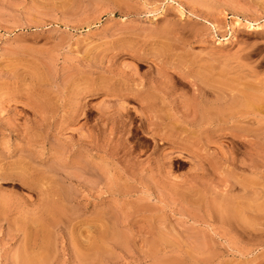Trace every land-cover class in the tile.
<instances>
[{
  "label": "rangeland",
  "instance_id": "374dc122",
  "mask_svg": "<svg viewBox=\"0 0 264 264\" xmlns=\"http://www.w3.org/2000/svg\"><path fill=\"white\" fill-rule=\"evenodd\" d=\"M0 264H264V0H0Z\"/></svg>",
  "mask_w": 264,
  "mask_h": 264
},
{
  "label": "bare ground",
  "instance_id": "6f19581e",
  "mask_svg": "<svg viewBox=\"0 0 264 264\" xmlns=\"http://www.w3.org/2000/svg\"><path fill=\"white\" fill-rule=\"evenodd\" d=\"M247 23H249L250 28H256V29L259 28V26H256V23H254V22H250V21H249V22H247ZM213 25L216 26L215 24H213ZM213 25H212V26H213ZM202 75H203V74H202ZM188 78H189V77H188ZM197 78H198V77H197ZM181 79H183V78H181ZM181 79H180V80H181ZM195 79H196V78H195ZM188 80H189V79H188ZM190 81H191V80H190ZM201 81H202V80H201ZM206 81H207V80H206ZM183 82H184V81H183ZM196 82L198 83V81H196ZM197 83H196V84H197ZM201 83H202V82H201ZM203 83H204V82H203ZM185 84H186V83H185ZM197 86H198V90H199V94H197V96H198V95H200V96L202 95V96H203V94H204L205 91H206V90H205L206 87H204L205 85L203 86L202 84L199 83V85H197ZM204 95H205V94H204ZM148 96H149V95H148ZM200 96H199V97H200ZM197 98H198V97H197ZM194 100H195V99H194ZM195 101H197V100H195ZM147 102H148V101H147ZM200 102H201V99H200ZM204 102H205V101H204ZM192 103H193V102H192ZM203 104H204V103H203ZM203 104H202V106H203ZM193 105H195V104H193ZM200 105H201V104H199V103L197 102L196 107H197V106L200 107ZM194 107H195V106H194ZM205 108H206V107H205ZM205 108H204V109H205ZM200 109L202 110L201 107H200ZM210 109H211V108H210ZM210 109H209V110H210ZM198 110H199V108L197 109V112H198ZM210 111H211V110H210ZM199 112H200V111H199ZM200 114H201V112H200ZM202 114H203V113H202ZM210 114H211V113H210ZM197 115H198V113H197ZM206 115H207V114H206ZM211 115H212V114H211ZM200 116H202V115H200ZM204 117H206V116H204ZM201 118H202V117H201ZM208 118H209V117H208ZM198 120H199V119H198Z\"/></svg>",
  "mask_w": 264,
  "mask_h": 264
}]
</instances>
